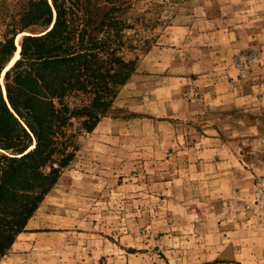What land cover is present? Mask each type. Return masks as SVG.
<instances>
[{"label":"rangeland","instance_id":"374dc122","mask_svg":"<svg viewBox=\"0 0 264 264\" xmlns=\"http://www.w3.org/2000/svg\"><path fill=\"white\" fill-rule=\"evenodd\" d=\"M127 2L151 44L0 264H264V5Z\"/></svg>","mask_w":264,"mask_h":264},{"label":"trees","instance_id":"16d2710c","mask_svg":"<svg viewBox=\"0 0 264 264\" xmlns=\"http://www.w3.org/2000/svg\"><path fill=\"white\" fill-rule=\"evenodd\" d=\"M128 11L127 0H13L1 17L0 79L19 59L6 97L0 84V263L74 160V121L92 133L151 44Z\"/></svg>","mask_w":264,"mask_h":264},{"label":"crops","instance_id":"0c3cea01","mask_svg":"<svg viewBox=\"0 0 264 264\" xmlns=\"http://www.w3.org/2000/svg\"><path fill=\"white\" fill-rule=\"evenodd\" d=\"M259 3H261V4H263L264 5V0H257ZM220 20H221V22H222V25L220 26V29L217 31V29H216V32H214V33H211V34H218V33H226V36L227 37H229V33H230V31H231V28H229L228 29V27L227 26H225L224 25V23L226 22V17L225 16H222L221 18H220ZM253 20H251V22H252ZM249 27V26H248ZM251 27H253V25L251 26ZM233 30V29H232ZM263 31H264V29H263ZM249 33H251V35L250 36H248V39H251V41H256V39H258V37L260 36L261 37V39H264V33H263V35H258L257 36V34L256 33H254V31H251V30H249ZM249 33H247V34H249ZM255 37V38H254ZM262 42V41H261ZM263 43H264V40H263ZM205 151L206 152H211V151H213L212 149H209V150H207V149H205ZM34 224H33V222H32V219L30 220V222H29V224H28V226H27V229H33L34 228V226H33ZM33 226V227H32ZM24 234V233H23ZM23 234H21V235H23ZM20 235V236H21ZM19 236V237H20ZM17 245V242L14 244V246H13V248L11 249V251L10 252H12L13 250H14V248H15V246Z\"/></svg>","mask_w":264,"mask_h":264},{"label":"bare ground","instance_id":"6f19581e","mask_svg":"<svg viewBox=\"0 0 264 264\" xmlns=\"http://www.w3.org/2000/svg\"><path fill=\"white\" fill-rule=\"evenodd\" d=\"M18 46V45H17ZM19 47V46H18ZM19 57V52L16 54V56L13 58V60L11 61V63L8 65V67H7V70L9 69V68H11L13 65H14V63L16 62V60H17V58Z\"/></svg>","mask_w":264,"mask_h":264},{"label":"water","instance_id":"95a60500","mask_svg":"<svg viewBox=\"0 0 264 264\" xmlns=\"http://www.w3.org/2000/svg\"><path fill=\"white\" fill-rule=\"evenodd\" d=\"M24 35H26V34H24ZM8 71V70H7ZM3 92H4V95H5V97H6V90H5V88H3Z\"/></svg>","mask_w":264,"mask_h":264}]
</instances>
